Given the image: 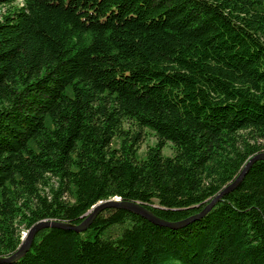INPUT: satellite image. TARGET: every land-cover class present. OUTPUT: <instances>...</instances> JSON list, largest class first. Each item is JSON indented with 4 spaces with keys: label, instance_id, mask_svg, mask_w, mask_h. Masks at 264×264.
<instances>
[{
    "label": "trees",
    "instance_id": "obj_1",
    "mask_svg": "<svg viewBox=\"0 0 264 264\" xmlns=\"http://www.w3.org/2000/svg\"><path fill=\"white\" fill-rule=\"evenodd\" d=\"M260 152L264 0H0V257L113 197L185 219ZM0 264H264V158L185 226L109 207Z\"/></svg>",
    "mask_w": 264,
    "mask_h": 264
},
{
    "label": "water",
    "instance_id": "obj_2",
    "mask_svg": "<svg viewBox=\"0 0 264 264\" xmlns=\"http://www.w3.org/2000/svg\"><path fill=\"white\" fill-rule=\"evenodd\" d=\"M264 158V152H260L252 156L247 163L245 164L242 172L239 174V176L230 183L228 186H226L218 195H216L201 211H199L196 214H193L185 219L178 220V221H171L166 220L164 218L159 217L156 215L153 211L148 209L144 204L137 202V201H131V200H123L120 197H113L107 200H102L96 203L89 212L85 215V218L83 221L79 224H71L67 222L62 221H56V220H40L39 222L32 225L24 234L23 240L19 248L11 255L9 256H2L0 257V262H8L13 261L17 259L20 255H22L31 245V242L37 233V231L41 228L48 227V226H54V227H62V228H71L75 230H84L86 229L90 223L93 221L95 216L103 211L106 208L109 207H123L132 211H135L142 215L143 217L147 218L148 220L159 224L163 226H169L173 228H179L182 226H185L189 224L190 222H193L194 220H197L204 216L209 210L213 208L219 197L222 195V193L232 189L234 186H236L243 178L246 171L251 167V165L257 161L258 159Z\"/></svg>",
    "mask_w": 264,
    "mask_h": 264
},
{
    "label": "rangeland",
    "instance_id": "obj_3",
    "mask_svg": "<svg viewBox=\"0 0 264 264\" xmlns=\"http://www.w3.org/2000/svg\"><path fill=\"white\" fill-rule=\"evenodd\" d=\"M145 134H146V136H145V140L142 144L141 150H144L145 148H147L148 145L153 144L156 140L154 133L151 132L150 130H146ZM172 151H173L172 143L168 142L166 147L164 148V152L170 154V153H172ZM24 234H25V232H24Z\"/></svg>",
    "mask_w": 264,
    "mask_h": 264
}]
</instances>
